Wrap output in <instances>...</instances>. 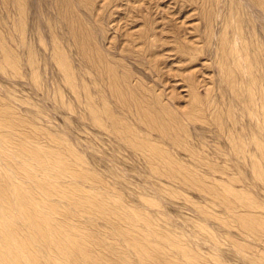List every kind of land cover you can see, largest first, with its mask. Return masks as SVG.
<instances>
[{
	"label": "rangeland",
	"instance_id": "obj_1",
	"mask_svg": "<svg viewBox=\"0 0 264 264\" xmlns=\"http://www.w3.org/2000/svg\"><path fill=\"white\" fill-rule=\"evenodd\" d=\"M0 264H264V0H0Z\"/></svg>",
	"mask_w": 264,
	"mask_h": 264
}]
</instances>
